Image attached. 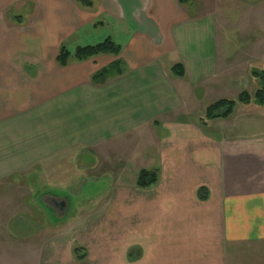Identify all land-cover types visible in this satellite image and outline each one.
Instances as JSON below:
<instances>
[{
    "label": "crops",
    "instance_id": "crops-1",
    "mask_svg": "<svg viewBox=\"0 0 264 264\" xmlns=\"http://www.w3.org/2000/svg\"><path fill=\"white\" fill-rule=\"evenodd\" d=\"M120 1H92L88 9L75 0H0V207L4 195L19 197L15 186L24 182L30 197L33 186L51 188L74 150L97 149L108 172L117 161H131L135 149H158L147 168L158 165L157 183L138 187L136 168L133 184H119L97 215L99 228H80L76 244L87 257L78 260L77 247L60 238L33 247L49 249L45 264H264V137L204 120L214 102L200 104L228 99L229 92L217 81L215 37L210 29L201 33L196 0L145 1L119 57L58 66L66 39L97 29L108 12L123 21ZM133 1L125 0L129 10ZM27 4L40 11L36 19L11 24L10 8ZM116 61L117 71L94 83ZM207 128L222 133L217 138ZM30 173L34 179H25ZM53 191H44L41 202L56 212L68 198ZM106 217L118 218L119 228ZM62 227L46 225L34 237Z\"/></svg>",
    "mask_w": 264,
    "mask_h": 264
},
{
    "label": "rangeland",
    "instance_id": "rangeland-1",
    "mask_svg": "<svg viewBox=\"0 0 264 264\" xmlns=\"http://www.w3.org/2000/svg\"><path fill=\"white\" fill-rule=\"evenodd\" d=\"M92 1L97 6L104 3V0ZM145 1L148 0L133 1L131 10H129L125 0H121L119 4L124 11L123 21L118 20L114 13L108 12L97 19L101 23L97 29H81L66 39L64 46L74 54L78 47L94 46L110 38L125 49L134 37L130 25L133 21L132 15L135 12L145 11ZM196 3L197 10L193 11L194 16L202 20L203 31L201 33L208 36L210 29L213 39L215 37V46L211 48L216 57L217 81H220L223 84L222 87L229 92L225 98L237 100L242 91H248L253 95L256 86L251 79L250 72L253 68L264 67V0H196ZM133 8H137V11H132ZM39 12L31 4L22 7L13 6L8 12V19L11 24L15 23L13 20L16 18L24 24L30 23L33 18L36 19ZM41 25L43 28L48 26V23L42 19ZM205 37H202V40H205ZM204 45L205 43L202 44L203 48ZM172 59L174 57L170 55L164 62H170ZM217 100L214 99L206 104L207 101H205L200 106H207ZM222 123L224 127L226 126L228 133L238 130L247 134V138L250 139L257 138L256 136L264 137V110L259 111L254 106L247 107L238 103L230 119L225 122L215 121L211 124ZM221 133V131L213 132L211 128H207L206 131V134L217 138ZM135 150H137L136 153L130 156L132 162L117 161L113 165L114 169L108 172L102 169L104 167L100 163L102 159L97 155V149L74 150L72 155L68 156L69 159L62 161L64 167L57 170V179L50 181L51 188L47 185L33 186V195L30 197L29 185L24 182V184L15 186L18 190H22V193L14 201L13 194L4 195L2 207H5V212L1 211L2 207H0V213H3L2 216L0 214V264H45L49 249H34L33 247H38L39 243L45 244V242L47 245L48 242L60 238L63 243L67 244V247L71 244L74 247H80L83 251L82 246L76 244L80 228L88 224L90 232L96 231L99 228L98 221H100L97 215L102 208L111 204L107 200L113 197L112 193L114 194L119 184H133L132 179L137 170H148L153 156L155 157L158 151V149ZM101 156L104 158V154ZM67 165L72 166V169L66 168ZM157 166H153L151 170L158 171ZM64 172H68L69 175L66 176ZM34 177L35 175L30 173L25 179H34ZM66 177L68 178L65 179ZM136 177L137 174L134 178ZM48 190H55L53 192H56L58 197L68 198L72 207L66 217H63V212L59 216L52 208L41 202L43 192ZM36 201L43 206L44 220L42 216L37 217L38 214H35L34 206L39 208ZM104 219L114 228H119L118 218L106 217ZM44 224L57 228L65 226L49 234H42L40 239L35 238L37 231L44 230L46 226ZM111 235L108 234L106 240L110 241Z\"/></svg>",
    "mask_w": 264,
    "mask_h": 264
},
{
    "label": "trees",
    "instance_id": "trees-1",
    "mask_svg": "<svg viewBox=\"0 0 264 264\" xmlns=\"http://www.w3.org/2000/svg\"><path fill=\"white\" fill-rule=\"evenodd\" d=\"M83 8H91L92 0H75ZM180 4H186L192 0H178ZM252 1V0H251ZM258 1V0H253ZM122 52L121 46L114 43L110 38L103 42L87 47H78L74 54H72L64 46H61L59 54L57 56V64L59 67H66L71 61L84 62L94 57L101 55H111L119 57ZM120 66L119 61H116L110 67L102 70L93 77L94 83L105 82L114 72L117 71V67ZM181 67L176 65L174 69ZM251 79L255 83V92L250 94L248 91H242L237 100L219 99L213 104L209 105L205 112V121H219L229 119L235 111L237 104H243L247 107L254 106L256 109H264V67L253 68L250 72ZM258 87V88H257ZM203 122V121H202ZM158 181V174L156 171L142 170L140 171L137 179V186L140 188H149L155 185ZM200 199L204 200L203 190L199 193ZM82 249L80 247L75 248L74 254L78 260H84L87 255L81 254Z\"/></svg>",
    "mask_w": 264,
    "mask_h": 264
},
{
    "label": "water",
    "instance_id": "water-1",
    "mask_svg": "<svg viewBox=\"0 0 264 264\" xmlns=\"http://www.w3.org/2000/svg\"><path fill=\"white\" fill-rule=\"evenodd\" d=\"M70 206H71L70 201L68 199H64L63 203L58 202V210L56 212L59 214V216L63 212L64 213L63 217H66L68 211L70 210Z\"/></svg>",
    "mask_w": 264,
    "mask_h": 264
}]
</instances>
